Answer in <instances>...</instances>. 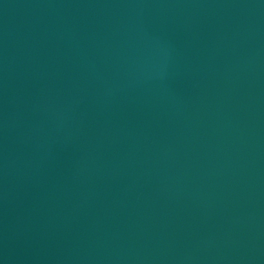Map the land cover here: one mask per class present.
<instances>
[{
	"label": "water",
	"instance_id": "95a60500",
	"mask_svg": "<svg viewBox=\"0 0 264 264\" xmlns=\"http://www.w3.org/2000/svg\"><path fill=\"white\" fill-rule=\"evenodd\" d=\"M0 264H264V0H0Z\"/></svg>",
	"mask_w": 264,
	"mask_h": 264
}]
</instances>
